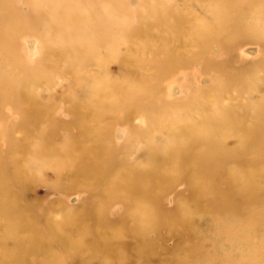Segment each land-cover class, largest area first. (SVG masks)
Returning a JSON list of instances; mask_svg holds the SVG:
<instances>
[{
	"label": "bare ground",
	"instance_id": "6f19581e",
	"mask_svg": "<svg viewBox=\"0 0 264 264\" xmlns=\"http://www.w3.org/2000/svg\"><path fill=\"white\" fill-rule=\"evenodd\" d=\"M189 1L193 19L174 0H0V264H264V239L253 243L264 225V52L250 61L238 43L264 39V0ZM119 42L118 77L90 70ZM56 69L69 75V122H43L59 105L40 96ZM129 115L142 123L126 126ZM134 143L143 163L126 157ZM43 168L50 189L88 195L81 208L24 200ZM180 182L185 193L164 206L160 191ZM186 212L240 220L210 223L206 249ZM219 239L253 244L237 258L216 253Z\"/></svg>",
	"mask_w": 264,
	"mask_h": 264
},
{
	"label": "rangeland",
	"instance_id": "374dc122",
	"mask_svg": "<svg viewBox=\"0 0 264 264\" xmlns=\"http://www.w3.org/2000/svg\"><path fill=\"white\" fill-rule=\"evenodd\" d=\"M26 3V4H25ZM133 4H135V1H133ZM195 1H189V0H174L172 2V5L179 6L183 9L184 16L187 19H193L196 11L193 9V6H195ZM21 9L23 11L29 10V5L27 2L21 3L20 5ZM151 34L152 41L155 42V44L159 45L161 41V36L157 31L152 32ZM21 43H23L27 48H29L32 52H35L36 49V38L33 35H27L26 37L20 38ZM28 41V42H27ZM34 41V42H31ZM246 42V43H245ZM239 46L241 48V51H243V54L246 55V58L248 60H256L259 59L263 52H264V39L260 36L255 35H243L238 39ZM251 43V44H250ZM255 43V44H254ZM170 46L174 49H181L182 44L178 39L173 38L172 41H170ZM262 44V45H261ZM252 45V46H251ZM32 46V47H31ZM245 48V50H244ZM249 48V49H248ZM252 48V49H251ZM248 49V50H247ZM251 50V52H250ZM56 49L54 47H47L43 49V53H52L55 52ZM127 47L124 42L117 43L115 49L113 52L109 51L106 53L105 59L102 63L101 69L99 70L95 66H91L90 70L102 72L103 74L108 75L111 78L118 77L120 68H121V60L123 56L126 54ZM253 51V52H252ZM36 53V52H35ZM258 56V57H257ZM254 57V58H253ZM57 70V69H56ZM57 72L54 75V82L50 89H43L41 88L40 96L42 98H47L49 96H54V101L59 102L58 106H50L48 108V111L46 113V116L43 117V122L46 120L53 118L61 119L65 122H69L72 119V113L69 111V102L68 100H62V95L67 90V83L66 79H68V74L64 72ZM147 72V69L140 70V73ZM63 75V76H62ZM263 79V77L261 78ZM207 81L203 80L202 84H206ZM57 86V87H56ZM61 88V89H60ZM63 88V89H62ZM54 91V92H53ZM64 91V92H63ZM53 92V94H52ZM264 92V84L259 85L256 94ZM50 93V95H48ZM62 94V95H61ZM44 95V96H43ZM47 95V96H46ZM61 95V96H60ZM61 97V98H60ZM60 98V99H59ZM59 99V100H58ZM61 103V104H60ZM67 108H66V106ZM59 108V109H58ZM67 112V113H66ZM50 113V114H49ZM65 113V114H64ZM68 115V116H67ZM71 115V116H70ZM113 114L108 113L104 117L105 120L111 121L113 120ZM70 119V120H69ZM126 126H135L142 123V120L139 119L136 115H129L128 119H123ZM63 132V131H62ZM58 133L55 136V140H59L64 133ZM15 136H19V133L15 132ZM116 137L121 140L122 136L119 131L116 133ZM159 137V136H157ZM231 141V142H229ZM235 142L234 137H227L225 140V143L227 146H232ZM145 155V148L140 145H136L134 143L131 145V148L128 149L126 153V157L128 160H130L133 163H143V158ZM50 177V178H49ZM55 179V173L51 168H43V181L41 179L32 178L27 181H25V186L23 190V198L25 201H36L41 200L43 202L47 201H55L58 200L59 203H63L64 205L81 208L83 203L85 202L86 198H88V195H86L83 192H80L78 190L69 189L65 193L60 192L59 190H52L49 187V183ZM63 180L67 181V178H64ZM171 187V186H170ZM165 187L160 192L163 191L162 195V204L166 207H173L177 201V197L180 195V193H185L186 187L183 183H176L172 185V187ZM170 188V189H169ZM259 206V205H257ZM181 208L187 209L186 204L180 205ZM120 209L119 207H114L113 211H117ZM187 216L190 217L191 223V229L194 231L196 235H204V245L205 248L210 247V240L213 236V229L208 228L210 223H221L222 221L230 220L233 222H239L240 218L238 217H232V216H226V217H218L215 219L210 218L208 214L201 213H194L190 214L189 212H186ZM116 214V213H115ZM260 230L261 233L258 234V236L255 237L253 243H258V240L264 239V225L261 227ZM252 233V231H248ZM176 238L170 236L167 237L165 240V245L167 248H172L175 244ZM247 244L243 243L242 241H237L233 245L228 246L224 241L222 242L221 239L217 240L216 248L218 249L216 253H221L223 249L225 248L227 251H233V252H239L236 254L237 258H242L243 253L248 250L249 245L253 244ZM225 245V246H224ZM216 259V258H215ZM200 260V259H198ZM217 260V259H216ZM200 261H207L201 259ZM215 263V262H213Z\"/></svg>",
	"mask_w": 264,
	"mask_h": 264
}]
</instances>
